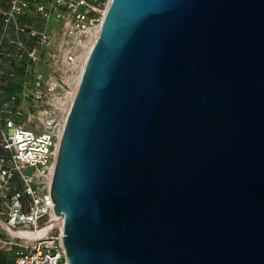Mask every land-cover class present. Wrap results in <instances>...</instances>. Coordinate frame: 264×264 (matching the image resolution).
<instances>
[{"label": "water", "instance_id": "95a60500", "mask_svg": "<svg viewBox=\"0 0 264 264\" xmlns=\"http://www.w3.org/2000/svg\"><path fill=\"white\" fill-rule=\"evenodd\" d=\"M50 195L69 264H264V0H111Z\"/></svg>", "mask_w": 264, "mask_h": 264}, {"label": "built area", "instance_id": "2783aa9c", "mask_svg": "<svg viewBox=\"0 0 264 264\" xmlns=\"http://www.w3.org/2000/svg\"><path fill=\"white\" fill-rule=\"evenodd\" d=\"M110 2L0 0V251L11 264H69L50 186Z\"/></svg>", "mask_w": 264, "mask_h": 264}, {"label": "rangeland", "instance_id": "374dc122", "mask_svg": "<svg viewBox=\"0 0 264 264\" xmlns=\"http://www.w3.org/2000/svg\"><path fill=\"white\" fill-rule=\"evenodd\" d=\"M38 26H40V25H38ZM85 55H86V53H85ZM10 257H11V253H9V252L6 253L3 251H0V264H11Z\"/></svg>", "mask_w": 264, "mask_h": 264}, {"label": "bare ground", "instance_id": "6f19581e", "mask_svg": "<svg viewBox=\"0 0 264 264\" xmlns=\"http://www.w3.org/2000/svg\"><path fill=\"white\" fill-rule=\"evenodd\" d=\"M90 48H91V45H90L89 48L86 50V55H85V57H87V54L89 53ZM84 59H85V58H84ZM84 61H85V60H83V63H84ZM82 67H83V66H82Z\"/></svg>", "mask_w": 264, "mask_h": 264}]
</instances>
